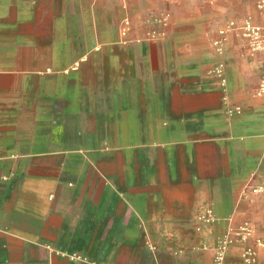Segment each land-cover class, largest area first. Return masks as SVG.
I'll return each instance as SVG.
<instances>
[{
  "label": "crops",
  "instance_id": "1",
  "mask_svg": "<svg viewBox=\"0 0 264 264\" xmlns=\"http://www.w3.org/2000/svg\"><path fill=\"white\" fill-rule=\"evenodd\" d=\"M257 3L0 0V264H214L231 216L264 264V191L243 197L264 185V51L231 31L226 89L210 73ZM164 10L166 37L139 41Z\"/></svg>",
  "mask_w": 264,
  "mask_h": 264
},
{
  "label": "built area",
  "instance_id": "2",
  "mask_svg": "<svg viewBox=\"0 0 264 264\" xmlns=\"http://www.w3.org/2000/svg\"><path fill=\"white\" fill-rule=\"evenodd\" d=\"M123 1L124 7L128 10L131 0ZM257 6L264 14V0H258ZM171 18L172 14L167 10L145 18L142 23L147 25V29L144 31L145 33L143 36L138 40L157 41L166 37V28L169 26ZM133 23L132 15L127 13L120 23L121 41L123 43H129L132 41L129 37V33L132 31ZM231 31L239 32V34L248 40L252 54L264 51V23H256L250 16L245 17L241 22L234 19L228 21V23L219 30V37L213 42L215 51L221 59L210 70V73L220 80L221 86L225 89L228 85V77L226 73V62L223 57L226 51V43L229 39V33ZM257 94L259 96L264 95V73ZM235 112H241V108L238 107L230 110V113ZM249 191H264V185L246 187L243 190V197L246 196ZM219 218L220 217L214 209L209 207L197 216V221L200 224H212L219 220ZM227 219L229 222L227 229L221 236H219L215 247L214 264H232L229 261V251L231 247L235 245L243 246L240 264H258L259 249L255 244L256 230L253 222L249 219H245L236 223L234 216ZM153 248L155 247L153 246Z\"/></svg>",
  "mask_w": 264,
  "mask_h": 264
}]
</instances>
